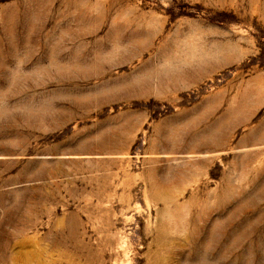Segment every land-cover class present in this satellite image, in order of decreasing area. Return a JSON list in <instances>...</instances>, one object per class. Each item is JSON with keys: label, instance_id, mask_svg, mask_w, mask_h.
<instances>
[{"label": "rangeland", "instance_id": "1", "mask_svg": "<svg viewBox=\"0 0 264 264\" xmlns=\"http://www.w3.org/2000/svg\"><path fill=\"white\" fill-rule=\"evenodd\" d=\"M137 4L0 0V264H264V145L196 149L181 110L200 99L135 97L160 84L101 65L89 32L129 28ZM194 7L264 30V0Z\"/></svg>", "mask_w": 264, "mask_h": 264}, {"label": "crops", "instance_id": "2", "mask_svg": "<svg viewBox=\"0 0 264 264\" xmlns=\"http://www.w3.org/2000/svg\"><path fill=\"white\" fill-rule=\"evenodd\" d=\"M174 1L137 0L129 28L91 30V44L107 47L101 55L107 62L101 65L124 68L123 75L130 77L124 81L160 84V93L135 97L185 93L200 99L181 110L196 149L221 155L232 144L241 149L264 145V117L252 124L264 109V30H221L195 15L194 6L205 0H181L186 9L172 8ZM253 58L262 68L243 82L241 68ZM227 99L259 101L245 114L241 106H226Z\"/></svg>", "mask_w": 264, "mask_h": 264}]
</instances>
